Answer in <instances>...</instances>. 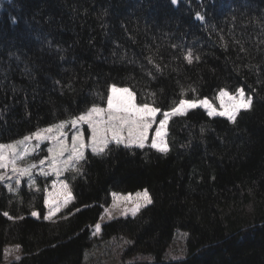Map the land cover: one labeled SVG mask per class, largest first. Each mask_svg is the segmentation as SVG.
<instances>
[{
    "label": "trees",
    "instance_id": "trees-1",
    "mask_svg": "<svg viewBox=\"0 0 264 264\" xmlns=\"http://www.w3.org/2000/svg\"><path fill=\"white\" fill-rule=\"evenodd\" d=\"M189 50L200 57L191 65ZM112 84L138 101L155 92L162 110L182 87L210 101L242 87L253 105L235 125L203 109L173 118L166 156L88 152L83 175L67 176L65 212L80 209L68 219L44 220L46 182L17 195L0 185V264L9 245L23 254L10 264H85L111 193L145 189L152 204L101 225L100 240L129 241L124 255L142 258L118 264H264V0H0V142L102 104ZM177 230L184 256L165 260Z\"/></svg>",
    "mask_w": 264,
    "mask_h": 264
},
{
    "label": "snow or ice",
    "instance_id": "snow-or-ice-1",
    "mask_svg": "<svg viewBox=\"0 0 264 264\" xmlns=\"http://www.w3.org/2000/svg\"><path fill=\"white\" fill-rule=\"evenodd\" d=\"M177 2L178 0H171L174 5ZM197 19L203 21L204 17L198 14ZM241 50L243 51V48ZM183 58L189 65L193 64L194 60L196 62L200 60V57L194 56L190 50ZM148 62L153 64L156 72L163 74L162 68L154 63L152 57H148ZM148 74L152 75L151 72ZM189 91L193 93V97L187 99L185 97ZM195 93V88L182 87L181 98L178 101L173 100L168 110H162L157 104L155 92H149L138 101L137 93L131 86L112 84L107 90L106 97L98 94L103 106L93 102L90 107L67 119L45 127H37L17 140L0 142V184H3L10 193L19 194L22 180L27 178L28 188L40 192L41 188L36 183L35 175L54 176L50 188L48 186L43 188V204L47 209V214L43 218L53 220L57 214L64 212L63 218L68 219L69 214L74 215L80 209L76 208L72 213L65 212L74 203L75 197L71 185L62 177L68 172L83 175V163L87 161V152L103 158L112 150L110 146L114 145L116 148L123 147L129 150L151 148L166 156L170 151L169 122L173 118H183L194 109H203L208 117H224L235 125L239 114L242 111H250L253 105L252 95L246 96L242 87L235 89L234 92L225 88L220 89L215 96L219 108L208 98L200 99ZM45 144L47 155L41 157L40 152L43 151L41 145ZM111 196L112 204L104 209L103 215L100 216L102 221L105 217L108 221L115 219L113 212L120 209L121 205L124 207L120 215L127 216L130 212L135 217L141 208L153 203L147 189L135 194L113 192ZM128 205L132 207L129 209ZM3 214L9 220L14 219L7 212ZM31 215L39 218V213L35 210ZM101 231V224L96 223L93 235H99Z\"/></svg>",
    "mask_w": 264,
    "mask_h": 264
},
{
    "label": "rangeland",
    "instance_id": "rangeland-1",
    "mask_svg": "<svg viewBox=\"0 0 264 264\" xmlns=\"http://www.w3.org/2000/svg\"><path fill=\"white\" fill-rule=\"evenodd\" d=\"M212 102L215 104V106L217 108H219V102L215 100V96H214V99L212 100ZM46 147H47L46 144L41 145V149H43V151L40 152L41 157L47 155ZM69 175H71L70 177H72V175L76 176L75 173L68 172V173H65V176L62 178L67 180V176H69ZM54 179H55L54 176L45 177V176H41V175H35V180H36V183L38 186H39V181H42V182H46V186H48L50 188V185ZM12 183L14 184V181H12ZM0 185H3V184H0ZM23 186H26L28 188L27 178L22 180L20 189ZM5 189L7 192H9L6 187H5ZM32 190H34V189H32ZM142 191H140V192H142ZM135 193H129V194H135ZM11 194L17 195L15 193H11ZM111 204H112V196H111V201H110L109 206H107L105 208L110 207ZM123 207H124V205H121L120 209H117L113 212V215L116 217L115 219L124 218V217H132L130 212L127 216L120 215V211L123 209ZM128 207L130 209L132 207V205H128ZM104 209H103L102 215L104 213ZM46 214H47V209H46ZM59 215H60V213L57 214V216L54 217L53 220H46V221H55L58 219ZM32 217L36 218L34 216H32ZM106 222H108L107 217H105V220H103V221L99 219V221L97 223H100L102 225ZM94 227L95 226L89 228L90 235H91V237H93L95 239V241L93 242L92 247L86 251L85 264H118L121 261H123L125 263H132V262L137 261V260H142V258L138 255L137 256H131V257L124 255V251L126 248L125 242H120L117 240L102 241L99 239V235L94 236L93 235ZM185 238H186L185 232H182L180 230L175 231L173 242L169 245V247L165 253V256H164L165 260H171V259L175 260V259H179V258L184 256ZM17 247L18 246H16V245H9V246L5 247L4 253H3V264H10L12 262H17L22 258L23 254H22L19 247H18L19 250L17 251ZM17 258H19V259H17Z\"/></svg>",
    "mask_w": 264,
    "mask_h": 264
}]
</instances>
